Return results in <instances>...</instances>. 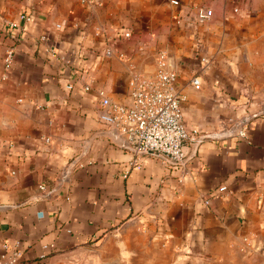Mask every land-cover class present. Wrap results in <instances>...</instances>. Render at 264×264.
I'll list each match as a JSON object with an SVG mask.
<instances>
[{"label":"crops","instance_id":"obj_1","mask_svg":"<svg viewBox=\"0 0 264 264\" xmlns=\"http://www.w3.org/2000/svg\"><path fill=\"white\" fill-rule=\"evenodd\" d=\"M170 1L0 0V256L6 243L15 264H264V0ZM159 52L187 132L207 135L184 142L178 170L133 166L98 120L100 96L129 104Z\"/></svg>","mask_w":264,"mask_h":264},{"label":"built area","instance_id":"obj_2","mask_svg":"<svg viewBox=\"0 0 264 264\" xmlns=\"http://www.w3.org/2000/svg\"><path fill=\"white\" fill-rule=\"evenodd\" d=\"M170 3L174 6L179 5L176 0H171ZM212 16L213 12L208 7L197 6L194 9L197 22H206ZM121 37L128 38L129 34H121ZM111 54L110 48L104 50V56ZM122 56L123 54H120V57ZM12 59L13 51L7 49L3 58L6 70L11 66ZM175 81V73L167 68L166 54L159 52L155 75L130 82L131 101L129 104L112 102L103 96H100L98 100L99 122L112 128L118 137L119 146L132 154L131 164L133 166H138V159L150 156L170 170H178L186 164L183 151L184 142L190 140L198 144L207 137L196 128L190 133L187 132L182 114L183 98L173 91ZM193 84L197 89L196 78L193 79ZM70 87L67 85L68 89ZM257 114L264 117V105L260 106ZM247 122V118L233 121L227 132L242 139L247 132ZM225 190V186H219L213 193H210L204 203L208 202L211 195L221 194ZM2 248L4 254L0 256V263L15 264L19 253L9 249L6 243L2 244ZM43 249L46 247L44 246Z\"/></svg>","mask_w":264,"mask_h":264},{"label":"bare ground","instance_id":"obj_3","mask_svg":"<svg viewBox=\"0 0 264 264\" xmlns=\"http://www.w3.org/2000/svg\"><path fill=\"white\" fill-rule=\"evenodd\" d=\"M226 134V133H225Z\"/></svg>","mask_w":264,"mask_h":264},{"label":"rangeland","instance_id":"obj_4","mask_svg":"<svg viewBox=\"0 0 264 264\" xmlns=\"http://www.w3.org/2000/svg\"><path fill=\"white\" fill-rule=\"evenodd\" d=\"M228 130V129H227Z\"/></svg>","mask_w":264,"mask_h":264}]
</instances>
